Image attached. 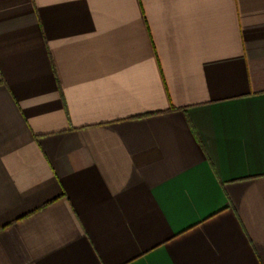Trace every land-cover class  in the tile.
<instances>
[{
	"label": "crops",
	"instance_id": "1",
	"mask_svg": "<svg viewBox=\"0 0 264 264\" xmlns=\"http://www.w3.org/2000/svg\"><path fill=\"white\" fill-rule=\"evenodd\" d=\"M0 264H264V0H0Z\"/></svg>",
	"mask_w": 264,
	"mask_h": 264
}]
</instances>
